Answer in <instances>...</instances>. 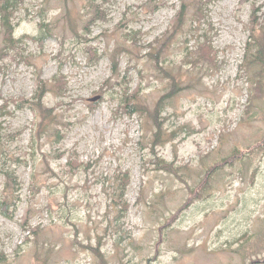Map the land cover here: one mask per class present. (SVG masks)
Here are the masks:
<instances>
[{
	"label": "rangeland",
	"instance_id": "1",
	"mask_svg": "<svg viewBox=\"0 0 264 264\" xmlns=\"http://www.w3.org/2000/svg\"><path fill=\"white\" fill-rule=\"evenodd\" d=\"M15 2L14 47L0 14V264H264V91L244 62L264 0ZM55 76L42 133L25 100Z\"/></svg>",
	"mask_w": 264,
	"mask_h": 264
},
{
	"label": "trees",
	"instance_id": "2",
	"mask_svg": "<svg viewBox=\"0 0 264 264\" xmlns=\"http://www.w3.org/2000/svg\"><path fill=\"white\" fill-rule=\"evenodd\" d=\"M15 1L16 0H10V1L6 0L4 4L0 5L2 26L6 29V35L10 37V47H14L16 43L19 41L15 39L13 36L14 25H13L12 17H13L14 10L16 8ZM9 6H10V12H9ZM187 9H188V6L183 5L181 10H179V12L177 13L175 21H174L176 22V26H175L176 29H179L183 25V23L181 22L183 21L184 16L188 13L186 11ZM255 25L256 24H252V30L250 32L249 40L246 43L247 44L246 45V55H245L246 57L244 59V62H245V66H246L245 68H247V71H251L252 73L250 75L254 79V82H253L254 85L258 87V92L262 93V91H264V88H263L264 86V29H256ZM50 83L52 84V87L48 88L47 85L49 84V82H44L40 80V84L38 86L39 89L36 90V94L33 95V98L31 100H25V103H27L29 107L35 112L36 117L40 119L39 123L37 124V129L38 131H41L43 129L42 133H46V131L51 130L50 127L53 125L55 121L58 120V117H59V115L53 109L46 108L43 105L42 100L44 96L46 95L47 92L51 90H53L58 95H62V92L65 89L64 81L62 77L55 76L53 81ZM175 92L176 90H174L173 88V91H171L169 95L174 94ZM130 97H132V99L129 101L128 99H124L123 97L121 101V105L123 109L129 114H133L140 110H143L144 106L141 102H139L138 98L136 96H130ZM129 107H132L131 110L129 109ZM160 107H161L160 103H157L155 106L157 110H160ZM158 131H156L155 133V138H154L155 140L152 143L153 147L161 144L162 142L160 132ZM42 133H40L39 136H41ZM241 153H243L241 150L239 151L235 149L233 151V156H230L228 160L225 159L222 162L215 164L210 169V171L213 172L217 166H222L223 163L228 162V161L231 162V159L234 160L235 157L238 158L240 155H242ZM162 167L168 169L167 167H164V166ZM123 177H122L123 182L121 186L119 187L120 198L124 196L126 188L128 186L127 180H129L127 173H123ZM10 179L11 181H13V184L14 183L16 184V179H12L11 177ZM205 184L206 183H202L201 185L204 186ZM16 186H18V184L11 185L10 191H13V193L17 192L18 189ZM10 202H12V199H10ZM124 205L127 209V205L126 204ZM184 207H186V205ZM3 211H7L6 208H4ZM4 215L7 216L5 212H4ZM11 216H12V212H10V217ZM93 251H96L95 253L100 254L98 249L93 250ZM262 261L264 262V257L262 258ZM258 262L259 261L255 260L254 263L256 264Z\"/></svg>",
	"mask_w": 264,
	"mask_h": 264
},
{
	"label": "water",
	"instance_id": "3",
	"mask_svg": "<svg viewBox=\"0 0 264 264\" xmlns=\"http://www.w3.org/2000/svg\"><path fill=\"white\" fill-rule=\"evenodd\" d=\"M99 97H100V96H95V97L90 98V100H91V101H95V100H97Z\"/></svg>",
	"mask_w": 264,
	"mask_h": 264
}]
</instances>
